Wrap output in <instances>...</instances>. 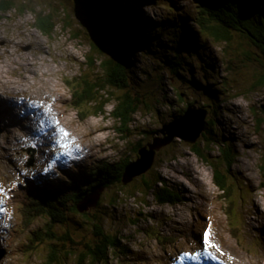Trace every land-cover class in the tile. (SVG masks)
<instances>
[{"label":"rangeland","instance_id":"obj_1","mask_svg":"<svg viewBox=\"0 0 264 264\" xmlns=\"http://www.w3.org/2000/svg\"><path fill=\"white\" fill-rule=\"evenodd\" d=\"M121 1L140 15L143 50L114 51L107 44L108 21L96 0H23L18 2L23 12L0 14V101L6 103L0 102V248L7 250L0 264H46L54 255L64 264H92L88 246L99 241L94 217L106 234L120 239V248L110 250L103 264H192L186 254L198 264H264L263 52L237 31L228 34L227 43L203 32L198 0ZM41 10L55 15L52 35L36 27ZM92 42H105L103 54H95ZM110 57L132 68L133 83L143 95L125 128L111 114L123 90L109 89L104 112L83 119L95 108L74 107L67 82L78 84L83 74L100 76V62ZM162 66L168 70L161 71ZM194 101L209 111L207 134L196 144L176 137L143 175L151 183L164 177L180 194L175 203L158 202L153 192L146 195L140 176L127 195L117 186L104 192L91 219L69 210L70 220L53 228L57 238L31 243L35 232H45L48 220L40 218L25 230L22 206L11 191L28 178L51 184L90 176L101 162L135 161L134 147L161 136L158 131ZM16 113L23 115L17 119ZM27 148L35 150L31 167ZM226 149L231 150L227 157ZM212 162L221 165L233 186L228 200L215 184ZM117 195L123 199L115 203ZM206 232L216 248L205 243ZM63 235L73 241L62 245Z\"/></svg>","mask_w":264,"mask_h":264},{"label":"trees","instance_id":"obj_2","mask_svg":"<svg viewBox=\"0 0 264 264\" xmlns=\"http://www.w3.org/2000/svg\"><path fill=\"white\" fill-rule=\"evenodd\" d=\"M96 1L99 5L98 10L101 16L106 17L108 21V36L104 39L114 51L145 49V41L139 39L142 33L139 14H131L128 8H123L124 4L121 0ZM18 2L22 3L23 0H0V14H8L13 9H19L20 12L26 10L19 7ZM198 2L199 5L197 7L200 11L197 13V18L198 24L203 32H208L219 42L227 43L230 40L228 34L231 31H237L247 37L255 46L259 47L264 54V0H198ZM49 10L48 12L44 10L36 12V27L46 35H52L54 29L57 27V23L54 22L55 15L53 12L49 13ZM65 24L66 27H70L68 21ZM184 29L187 34L188 28ZM187 38L190 37L188 36ZM194 43H196V40H194ZM91 47L95 51V54L96 52L103 54L105 51V42H92ZM92 67L94 68V66ZM99 69L101 70V75L98 77L88 78L87 75L83 74L78 84L71 85V81H67L73 88V94H75L72 100L73 106L79 110H87V112H89L90 106L95 108V112L87 113L84 117L82 116L83 119H87L92 115H100L104 112L110 101L111 93H108V90H123L124 94L117 99V105L111 114L116 120L120 121L124 128L129 127L134 121L135 114L143 104L141 90L133 83L132 68L122 58L115 60L110 57L104 58L100 62ZM166 70L168 68L162 66L161 71ZM145 75H148V73ZM260 83L264 85V77ZM194 103L199 104L198 101L188 103L183 111H180L178 115L173 117V120L182 116L188 105ZM83 105L87 106L84 107ZM207 125L208 128L202 135L207 134L209 130V120H207ZM122 131L124 132V130ZM153 134L154 131L151 132L152 136ZM127 137L128 132L126 133ZM142 146L144 145L139 143L134 147V152L138 154V157L139 149ZM230 153V149L224 150L225 157L230 155ZM198 155L207 159L199 151ZM132 161V159L127 158L120 163L101 162L94 167L90 176L80 175L79 177H72V180L71 178L67 181L58 180L51 184L47 183L49 181H42L40 178H29L26 180L27 185L23 184L19 188L11 191L13 200L22 206L25 230H28L40 218L48 220L45 232H35L31 243L35 241L45 242L47 239L57 238L53 228L67 223L70 220L69 214L71 213L80 214L83 217L91 219L93 216L90 212L94 208L87 212H81L78 209V205L94 188L103 187L104 192H106L117 186L119 187L118 193L126 194L125 191L128 186L139 178H135L127 185L123 182L125 168ZM207 162H209L208 159ZM211 164L214 169L215 184L221 190L222 198L228 200L233 192V186L229 183L228 175L219 163L212 162ZM141 178L145 186H147L145 194L147 195L151 192L156 193L158 202L175 203L179 199L180 194H178V191L168 186L167 180L161 175L154 183H151V179H147L146 176L142 175ZM138 190L139 188L137 187L135 191L138 192ZM104 192L102 196L105 194ZM121 199L123 198L117 195L113 200L117 203ZM228 207L231 208V204ZM69 210L71 212L68 214ZM228 215L230 216L229 209ZM98 222L97 217H94L92 224L95 233L99 236V241L95 246H88V257L91 258L92 264H103L108 260L110 250L120 248V239L117 236L106 234L103 230L102 223L98 224ZM63 236L65 237V243L62 245L65 246L66 242L71 243L70 240L73 241L69 235ZM67 255L71 256V252H68ZM46 264L64 263L60 261L58 256L54 255L47 260Z\"/></svg>","mask_w":264,"mask_h":264},{"label":"water","instance_id":"obj_3","mask_svg":"<svg viewBox=\"0 0 264 264\" xmlns=\"http://www.w3.org/2000/svg\"><path fill=\"white\" fill-rule=\"evenodd\" d=\"M208 114L209 112L207 109L199 107L197 103H194L188 105L182 116L164 125L157 133L162 135L155 136L151 142L142 146L138 152L139 157L126 166L123 176L124 184L127 185L135 178L148 173L156 161L158 151L170 145L176 137H179L190 144H196L208 128ZM2 132L3 129L0 126V136ZM27 152L31 154L28 166H32L35 162L34 153H32L30 149H27ZM103 192V187L94 188L90 194L85 196L79 203L78 209L81 212H87L90 209L96 208L99 205ZM6 254L7 250L0 248V262Z\"/></svg>","mask_w":264,"mask_h":264},{"label":"bare ground","instance_id":"obj_4","mask_svg":"<svg viewBox=\"0 0 264 264\" xmlns=\"http://www.w3.org/2000/svg\"><path fill=\"white\" fill-rule=\"evenodd\" d=\"M13 93H14V92H12V93H11V92H7L6 94L8 95V94H13ZM13 97H14V96H13ZM13 99H14V98H13ZM14 101H15V100H12V102H14ZM0 102L4 103L3 101H0ZM4 104H6V103H4ZM33 107L36 108V109H38V106L35 105V104L33 105ZM24 109H25V110H21V109H20V110L24 112V111H26V108H24ZM36 109H35V110H36ZM38 110H40V111L42 112L41 109H38ZM45 113H47V112H45ZM14 115H15L14 118H17L19 115H23V114H19V115H17V113H16V114H14ZM24 116H25L27 119H29L28 114H24ZM4 117H5V114H4ZM45 117H47V115H46ZM14 118H13V119H14ZM17 119H18V118H17ZM28 131H29V129H28ZM37 177H38V176H37ZM208 249H209V248L206 247L205 250H204V252H206ZM185 258H186L187 261H189V262L192 263V264H198V261H199V260L197 261L196 259L192 258L191 255L186 254V255H185ZM221 264H222V263H221Z\"/></svg>","mask_w":264,"mask_h":264},{"label":"snow or ice","instance_id":"obj_5","mask_svg":"<svg viewBox=\"0 0 264 264\" xmlns=\"http://www.w3.org/2000/svg\"><path fill=\"white\" fill-rule=\"evenodd\" d=\"M61 132H62L64 135H67V133H64V130H63V129H61ZM203 239H204L205 243L208 244L209 247H211V248H216V247H217V245L212 244V243L210 242V236H209V233H207V232L204 233V235H203Z\"/></svg>","mask_w":264,"mask_h":264}]
</instances>
